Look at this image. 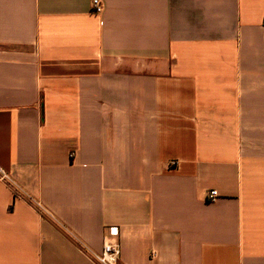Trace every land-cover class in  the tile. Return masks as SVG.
Returning a JSON list of instances; mask_svg holds the SVG:
<instances>
[{"label": "crops", "instance_id": "obj_1", "mask_svg": "<svg viewBox=\"0 0 264 264\" xmlns=\"http://www.w3.org/2000/svg\"><path fill=\"white\" fill-rule=\"evenodd\" d=\"M92 1L0 0V264H264V0Z\"/></svg>", "mask_w": 264, "mask_h": 264}, {"label": "built area", "instance_id": "obj_2", "mask_svg": "<svg viewBox=\"0 0 264 264\" xmlns=\"http://www.w3.org/2000/svg\"><path fill=\"white\" fill-rule=\"evenodd\" d=\"M92 12L95 14H100L104 10V5L101 0H93L91 5ZM73 154L70 155L72 157ZM0 179L4 182H6L8 185L14 187V190L16 191L17 195H19L18 187L15 183V181L12 179L10 174L5 171L0 166ZM218 191L217 190H210L207 192L206 200L207 201H215L218 198ZM36 205L38 208L45 210L42 204L39 202H36ZM121 257V247L117 240L114 238H106L102 247L101 252L94 253L90 255V259L95 264H118Z\"/></svg>", "mask_w": 264, "mask_h": 264}]
</instances>
